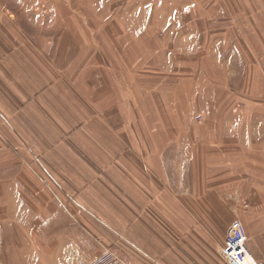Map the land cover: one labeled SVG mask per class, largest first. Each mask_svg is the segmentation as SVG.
I'll return each mask as SVG.
<instances>
[{
	"label": "crops",
	"instance_id": "0c3cea01",
	"mask_svg": "<svg viewBox=\"0 0 264 264\" xmlns=\"http://www.w3.org/2000/svg\"><path fill=\"white\" fill-rule=\"evenodd\" d=\"M75 2L0 0V163H47L50 264H226L235 219L264 263V0Z\"/></svg>",
	"mask_w": 264,
	"mask_h": 264
},
{
	"label": "rangeland",
	"instance_id": "374dc122",
	"mask_svg": "<svg viewBox=\"0 0 264 264\" xmlns=\"http://www.w3.org/2000/svg\"><path fill=\"white\" fill-rule=\"evenodd\" d=\"M72 1L74 3L76 0H47V3L50 7L60 3L66 6L61 8L62 11L73 13L74 4H70ZM102 11H106V8ZM249 122L251 127L252 122ZM18 154L19 163H0V264H50V256L53 260L60 255V247L54 240L51 244L50 240L47 242L49 179L44 168L47 163H31L26 152ZM12 171L16 173L14 176H11ZM55 201L58 202V199ZM235 221L240 219H235L232 223ZM108 253L118 264L124 262L119 254L109 249H105L99 256ZM65 256L69 254L65 253Z\"/></svg>",
	"mask_w": 264,
	"mask_h": 264
},
{
	"label": "built area",
	"instance_id": "2783aa9c",
	"mask_svg": "<svg viewBox=\"0 0 264 264\" xmlns=\"http://www.w3.org/2000/svg\"><path fill=\"white\" fill-rule=\"evenodd\" d=\"M111 256L109 253L98 256L88 264H118V261L112 259ZM221 256L226 264H264L249 251L248 236L241 221H235L228 228Z\"/></svg>",
	"mask_w": 264,
	"mask_h": 264
}]
</instances>
